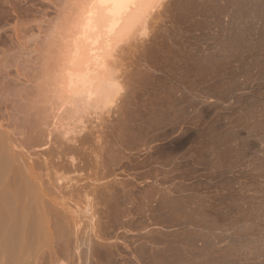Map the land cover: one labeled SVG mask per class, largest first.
Segmentation results:
<instances>
[{"label":"rangeland","instance_id":"1","mask_svg":"<svg viewBox=\"0 0 264 264\" xmlns=\"http://www.w3.org/2000/svg\"><path fill=\"white\" fill-rule=\"evenodd\" d=\"M50 1L0 0V56L30 74L45 60L47 106L55 51L79 12L77 0ZM153 4L99 55L113 102L79 96L74 113L50 106L36 135L20 130L48 218L64 228L59 242L44 231L36 264H264V0ZM12 67L0 97L29 96Z\"/></svg>","mask_w":264,"mask_h":264},{"label":"bare ground","instance_id":"2","mask_svg":"<svg viewBox=\"0 0 264 264\" xmlns=\"http://www.w3.org/2000/svg\"><path fill=\"white\" fill-rule=\"evenodd\" d=\"M65 1H68V0H65ZM73 1L74 0H72V4H73ZM77 1H79V6H78L79 12H77L76 11L77 9H75V13L77 14V16L75 15L76 17H74L73 21L71 22L72 25L68 24L70 27V29H68L69 30L68 35H66L65 38L63 36H60V37L64 38V39L62 38L63 39L62 42L60 41L61 42L60 46H59V44H56L57 40H56V42H54V44L58 45L59 48L57 49V51H55L56 54H55V65L54 66H56V67L53 66L54 67L53 69H55V68L56 69L54 70L53 76L50 79V80H52L51 81L52 86H53L52 94H55V97H53V98H55V101L51 102L50 106L51 107L54 106L56 108V111L58 113L57 115L60 117H61V115H65L67 112H69V111H67V110H70L68 108L74 107V110L73 109H71V110H73L72 113L75 112V107H76L77 103L79 104V101H80L79 96H83V98H84V96L87 97V99H88L87 101H89V99H91V100L93 99V101L95 100L97 103H100L101 107H102V103L108 104V103H111L110 102L111 100L113 102V100H114L113 96L117 91L115 93H113L112 88L114 87V85L116 83H113L112 87L110 86V84H112V83H108V82H110V80L113 79V78H111L109 80L107 75H106L107 72H106L105 68L107 69L108 64L105 65L104 62L105 63H108V62L107 61L102 62L103 60H101L99 55L101 54V52H103V54H104L103 50H110L113 47H116V49H117L119 46L118 41H121L120 43L123 44V41H126L125 38L128 36L127 33L129 34V32H133L135 30L134 26L138 25V23L141 20H144L142 18L146 17L149 10L154 7L153 5L156 4V3L155 4H153V3L157 2L158 0H77ZM74 2H76V0ZM70 4H71V2H70ZM72 7L74 8L75 6H72ZM66 8H67V6H66ZM71 9L72 8L70 7V11H72ZM67 11L69 12V9ZM72 14H73L72 12L70 13V15L67 14V16H69V17H65V18H70ZM70 20H72V19H69V21ZM144 21L142 23H139V25L144 24ZM67 22H68V19H67ZM139 25H138V27H139ZM14 26H16V25H14ZM14 28H17V27H14ZM18 30L14 29V38L16 40H18V42L20 40L24 41L23 42L24 43V49L23 50L26 51L27 50L26 43H28L30 41V39L28 40V38L25 36V34L18 31ZM39 30H40V28H39ZM61 30L64 32V30L62 28H61ZM66 30H67V28H66ZM59 32H61V31H59ZM134 32H136V31H134ZM55 35H57V34H55ZM59 35H61V33ZM129 38H130V35H129ZM127 39H128V37H127ZM116 42H117V44H116ZM21 43H22V41L20 42V44ZM30 44H31V42H30ZM114 44H116V46ZM50 45H51V43H50ZM52 45H51V47H52ZM46 48H48V47H46ZM56 48H57V46L55 47V49ZM29 51H30V49L28 48V53L30 55L32 52L33 53L35 52L32 50V52L30 51L31 52L30 53ZM49 52H51V50ZM7 53H9V51H7ZM12 53H14V51H12ZM35 53H37V52H35ZM11 55L7 54L5 57L4 56L2 57V55L0 56L1 57L0 58V74H3V73L7 74L6 76L8 78L10 76V74L8 76L9 70H11L10 67L13 66L12 68L15 69V77H17V79H19V80L22 77V79H25V82H27L28 84L31 83L33 86H29L31 89V93L29 96L24 95V94L22 95L21 93L20 94L18 93L17 94L18 100H8L4 97L2 98V96L0 97V105H2V109H3V111H2L0 108V264H34V263L36 264L37 253L39 252L37 250V247L42 242L41 238H43L45 236V235L43 236V234H45V233L47 234V232H46L47 230H49L48 234H50V232L53 231V233H55L54 235H56V237H57V241L59 242L61 237H63L62 235H63V229L64 228L60 225V223L62 221L60 222V220L56 219L55 217H53L54 220L52 217L48 218V216L50 215V212L46 209V205H45L46 202L43 199L46 195L44 194L43 189L38 185L37 181L34 179V175H33L34 173L32 172V165H31L33 160H31V158L27 157L28 155L26 156V153L23 152L24 146L22 145V141H23L22 140V136H23L22 133L24 131L20 132V130L24 129V127L27 126L33 132L32 133V136H33V134L36 133L37 127L38 126L41 127L42 125H44V116L48 115L46 112H47L48 108L50 109V106H47V104H49L48 100L47 101L45 100L47 97L42 98L41 93L43 92L44 87L46 88L45 83L49 82V81H47L48 80L47 77L48 76L51 77L50 76L51 72L49 71L50 74L47 75L46 82H43V81H41L40 77L42 74H44L46 72V70H45V72H43V69H42V65L44 66L45 60L43 61L40 58L41 62L43 61V64H39L38 68L35 69L33 74L32 73L30 74V72H27L28 71L27 66H26L27 64L19 63L20 60L23 61L21 58L17 61L13 60V63L10 62L11 64L6 66L7 63H9V62H7V60H10V58H12ZM26 55L28 56L27 51H26ZM41 55H43V59L46 57V56L44 57V54H41ZM45 55L49 56L50 53H49V55L48 54H45ZM105 55H106V52H105ZM14 56H15V54H14ZM94 57H96V58H94ZM49 58L54 59V57L52 55ZM49 58L46 57V60H49ZM40 60H39V62H40ZM51 60H49V61L51 62ZM49 61H46V62H48L47 66L49 65ZM105 66H107V67H105ZM31 68H29L30 71H31ZM108 70H110V67H109V69H107V71ZM110 72L108 71V75L111 74ZM11 76H13V75H11ZM111 77H113V75ZM4 78H6L5 75H4ZM43 78H44V76H43ZM43 78H42V80H43ZM114 80H115V78H114ZM44 81H45V79H44ZM6 83H8V85H9V81ZM6 83L4 82V84H0V95H1V93L2 94L6 93V91H5L7 88ZM115 87H116V85H115ZM47 89H48V87H47ZM10 91H11V89H10ZM118 91H119V89H118ZM28 92H30V91H28ZM47 92L45 91V94ZM23 93H25V91ZM117 94H118V92L116 93V95ZM10 97H11V99L14 98L12 96H10ZM83 98H82V100H83ZM47 99H49V98H47ZM18 101H20L21 103H19ZM90 101H89V103H90ZM21 104H22V106H21ZM87 104H88V102H87ZM94 104L96 106H94L92 104L93 105L92 107H94V108L98 107L96 103H94ZM107 104H106V106H107ZM78 106L76 108H78ZM83 106H85V105L83 104ZM87 107H88V105H87ZM107 107L110 108L109 106H107ZM99 108L100 107H98V109ZM104 108H106V107H104ZM81 109H83L82 106H81ZM81 109H80V111H82ZM84 110H86V109H84ZM77 112H79V111H77ZM57 119H59V117H57ZM63 119H65V118H63ZM61 124H63V123H61ZM46 125H47V123H46ZM41 128L44 129L43 126ZM59 128H60V126H59ZM65 129H67V128H65ZM42 131H44V130H42ZM43 133H47V132H43ZM60 134H62V133H60ZM41 135H43V134H41ZM32 138H34V137H32ZM74 140H76V139L74 138ZM74 140L72 142H74ZM28 141H29V139H28ZM62 141L60 139V142H58V146H57V148L59 147L58 150H60L58 153L59 157H57L59 159H61L62 155L64 154L63 149L65 147L63 148L64 143ZM31 146H33V145H31ZM63 157H65V156H63ZM81 158H83V157H81ZM72 159H71V161H72ZM72 163H73V161H72ZM72 166H73V164H72ZM42 186H43V184H42ZM44 231H45V233H44ZM40 253H42V252H40ZM53 259H55V258H53Z\"/></svg>","mask_w":264,"mask_h":264}]
</instances>
